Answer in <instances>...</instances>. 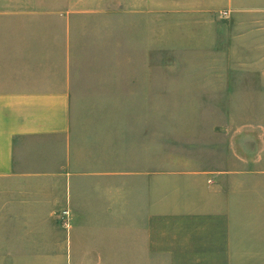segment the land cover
<instances>
[{"label":"crops","instance_id":"0c3cea01","mask_svg":"<svg viewBox=\"0 0 264 264\" xmlns=\"http://www.w3.org/2000/svg\"><path fill=\"white\" fill-rule=\"evenodd\" d=\"M125 2L0 0V264H264L259 197L223 182L264 175V119L248 156V123L167 114L187 95L264 111V0ZM169 45L241 67L153 71Z\"/></svg>","mask_w":264,"mask_h":264},{"label":"rangeland","instance_id":"374dc122","mask_svg":"<svg viewBox=\"0 0 264 264\" xmlns=\"http://www.w3.org/2000/svg\"><path fill=\"white\" fill-rule=\"evenodd\" d=\"M124 3L125 0H124ZM222 23H226V16H220ZM237 22L240 26L259 24V17H237ZM159 24L158 22H154ZM170 26V25H169ZM168 26V27H169ZM170 29V28H169ZM171 32H168L169 34ZM153 34H155L153 32ZM238 47L237 51H241L244 47L238 43L235 45ZM183 49H175L169 45L167 63L162 65L153 63L152 70H167L173 71H184V72H196V71H237L236 67L240 65H232L227 63H206L209 59L207 56L194 57L192 55H183ZM195 60V61H194ZM246 67V66H242ZM161 68V69H160ZM217 100V104H203L197 103L195 97L187 96H170L168 99V118L169 126L172 120H181L182 122L191 123L194 120H211V121H229L237 124L248 123L246 133L249 138L247 142L240 141L235 137V147L243 150H248V156H256L259 147V141H257V132L259 128L255 125L259 122V119H264V111L259 112V95L250 94L246 96L231 95L227 97L214 96ZM206 103V102H204ZM234 124V125H235ZM238 126H232L231 132L237 130ZM188 130V128H184ZM245 132V131H243ZM259 133V132H258ZM190 141V140H189ZM169 148L180 149L184 148V145L188 141L184 138H174L169 136ZM264 145V143H262ZM237 149V150H238ZM264 156V153L263 155ZM178 162L176 160H169V166L172 163ZM259 168H264V158L259 161ZM224 183H235L240 185H246L248 189H252L253 194L259 197V216L264 220V175H247L241 176L237 179H230V181L223 180ZM259 230L264 231V223L259 224Z\"/></svg>","mask_w":264,"mask_h":264},{"label":"built area","instance_id":"2783aa9c","mask_svg":"<svg viewBox=\"0 0 264 264\" xmlns=\"http://www.w3.org/2000/svg\"><path fill=\"white\" fill-rule=\"evenodd\" d=\"M67 214H68L67 211H64V212H63V215H64V216H67Z\"/></svg>","mask_w":264,"mask_h":264}]
</instances>
